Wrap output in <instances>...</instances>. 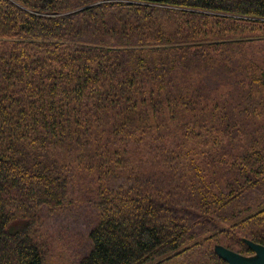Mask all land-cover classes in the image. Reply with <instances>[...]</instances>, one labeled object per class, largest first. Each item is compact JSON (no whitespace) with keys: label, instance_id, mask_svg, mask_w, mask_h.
Listing matches in <instances>:
<instances>
[{"label":"trees","instance_id":"16d2710c","mask_svg":"<svg viewBox=\"0 0 264 264\" xmlns=\"http://www.w3.org/2000/svg\"><path fill=\"white\" fill-rule=\"evenodd\" d=\"M76 200L72 264L264 245V0H0V264Z\"/></svg>","mask_w":264,"mask_h":264},{"label":"rangeland","instance_id":"374dc122","mask_svg":"<svg viewBox=\"0 0 264 264\" xmlns=\"http://www.w3.org/2000/svg\"><path fill=\"white\" fill-rule=\"evenodd\" d=\"M95 214L91 206L76 200L62 214L43 212L42 222L50 236L52 264H72L84 254L88 248L86 231L95 222ZM247 260H254L255 252L240 253Z\"/></svg>","mask_w":264,"mask_h":264},{"label":"water","instance_id":"95a60500","mask_svg":"<svg viewBox=\"0 0 264 264\" xmlns=\"http://www.w3.org/2000/svg\"><path fill=\"white\" fill-rule=\"evenodd\" d=\"M249 246L256 254L253 261L245 259L239 252L227 247L216 246L215 249L220 257L228 262V264H264V245L249 241Z\"/></svg>","mask_w":264,"mask_h":264}]
</instances>
